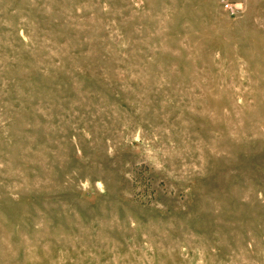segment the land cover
Here are the masks:
<instances>
[{"label":"rangeland","instance_id":"obj_1","mask_svg":"<svg viewBox=\"0 0 264 264\" xmlns=\"http://www.w3.org/2000/svg\"><path fill=\"white\" fill-rule=\"evenodd\" d=\"M0 264H264V0H0Z\"/></svg>","mask_w":264,"mask_h":264},{"label":"built area","instance_id":"obj_2","mask_svg":"<svg viewBox=\"0 0 264 264\" xmlns=\"http://www.w3.org/2000/svg\"><path fill=\"white\" fill-rule=\"evenodd\" d=\"M224 6H225V9H226V11L228 12V14H229L230 16L235 15L236 12H237V10H238V9H237V6L234 5V4L225 3Z\"/></svg>","mask_w":264,"mask_h":264}]
</instances>
